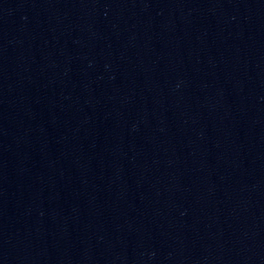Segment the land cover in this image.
I'll return each mask as SVG.
<instances>
[{"label":"water","instance_id":"obj_1","mask_svg":"<svg viewBox=\"0 0 264 264\" xmlns=\"http://www.w3.org/2000/svg\"><path fill=\"white\" fill-rule=\"evenodd\" d=\"M0 264H264V0H0Z\"/></svg>","mask_w":264,"mask_h":264}]
</instances>
